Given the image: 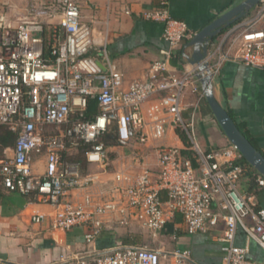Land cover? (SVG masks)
Returning <instances> with one entry per match:
<instances>
[{
  "label": "built area",
  "instance_id": "2783aa9c",
  "mask_svg": "<svg viewBox=\"0 0 264 264\" xmlns=\"http://www.w3.org/2000/svg\"><path fill=\"white\" fill-rule=\"evenodd\" d=\"M80 10L75 0H46L16 27L3 24L0 17V125L15 134L11 154L0 157V184L8 192L33 195L53 206L52 213L34 214L31 221L50 218V227L63 231L83 226L87 243L110 223H135L156 238L166 234L167 225L175 230L174 218L180 214L189 235L217 231L211 239L221 251L219 263H202L186 247L163 251L118 244L90 257L77 256L75 264H163L168 258L169 264H264V257L260 261L249 256L247 243H237L241 236L264 255V208L254 192L240 188L253 167L241 161L231 143L202 149L193 120L182 116L184 93L188 90L203 99L200 77L213 78L225 61L264 69V30L256 27L264 16V0L258 1L251 17L225 28L209 44L200 62L208 64L207 70L188 64L179 73L170 69V60L192 34L161 2L143 16L163 24V58L151 62L148 78L127 86L105 48L90 52L89 30L80 21ZM153 97L157 98L147 107L146 122L141 106ZM90 98L98 109L93 115L86 113ZM111 126L114 147L131 151L149 138H163L168 127L179 128L195 163L182 158L183 147L161 145L156 173L142 167L132 176L119 169L110 186L95 189V176L64 153L85 146L87 163L107 166L110 147L101 136ZM35 156L44 157L41 172ZM255 184L264 186L258 172ZM74 189L84 190L81 198L69 197Z\"/></svg>",
  "mask_w": 264,
  "mask_h": 264
},
{
  "label": "crops",
  "instance_id": "0c3cea01",
  "mask_svg": "<svg viewBox=\"0 0 264 264\" xmlns=\"http://www.w3.org/2000/svg\"><path fill=\"white\" fill-rule=\"evenodd\" d=\"M45 1L0 0V17L3 24L16 27L22 19L30 18L32 5L36 7ZM75 1L81 5L80 21L89 30L92 43L90 52L97 54L99 49L105 48L112 64L123 74L124 86H127L134 79L148 78L151 62L163 58L162 51L167 47L162 35L163 24L145 19L144 13L153 10L158 3L165 2L169 14L183 20L189 33L193 35L242 0ZM253 14L254 8L242 19ZM256 27L264 30V16ZM181 48L182 43L176 54ZM183 50L186 54L191 53V48L184 49L183 46ZM178 65L170 62V69L179 73L188 63L186 61ZM212 83L215 98L224 108L231 110L237 123L245 125L255 144L264 153V69L245 65L237 60H228L221 65L218 73L212 78ZM156 98L153 97L141 106L146 122L149 121L147 107ZM182 116L186 121L193 120L195 136L202 149H215L228 144L229 141L210 113L205 98L198 100L197 94L187 90L182 98ZM161 145L183 147L174 128L168 127L163 138H149L145 144L138 145L136 151L122 148L128 152L124 153L123 150L117 151L114 146L110 147L108 155L111 156L113 152L116 154L108 163L121 164L120 169L126 170L132 176L142 167L156 173L158 149ZM12 147L13 145L0 147L1 156L11 154ZM35 162L36 165L39 163L43 166L44 157L35 156ZM85 168L86 172L95 176V189L111 185L114 173L108 171L106 167L87 163ZM250 185V177L246 174L240 182V188L246 192L256 191L254 193L257 202L264 208V186L257 187L255 184L254 191H250ZM83 193L84 190L74 189L69 197L79 199ZM0 195V264H75L77 256L90 257L120 244L121 235L125 231L131 236H139V243L137 242L139 246L163 251L186 247L199 262L219 263L221 260V254H216L213 250H219V244L211 239V234L218 232L189 235L183 229L180 214H176L174 218L175 230L169 225L166 227L167 232L164 236L168 237L171 243H156L135 223L129 226L110 223L91 243H87L84 240L86 228L83 226L77 225L63 231L52 229L50 218L39 223L31 221L34 214L52 213V205L41 203L32 195L8 192L3 186L0 187ZM237 243L241 245L247 243L249 256L263 260V252L254 242L245 241L239 236ZM214 245L218 247L214 248Z\"/></svg>",
  "mask_w": 264,
  "mask_h": 264
},
{
  "label": "water",
  "instance_id": "95a60500",
  "mask_svg": "<svg viewBox=\"0 0 264 264\" xmlns=\"http://www.w3.org/2000/svg\"><path fill=\"white\" fill-rule=\"evenodd\" d=\"M258 1L259 0H242L195 32L184 45V49L191 48L190 54L183 53L187 63L191 65L198 64L199 70H207L208 64L200 62L204 58L209 44L225 28L247 16ZM100 66L103 69L101 64ZM199 82L207 105L229 143L234 145L247 163L264 177V155L258 151L238 129L236 123L230 117L226 109L215 98L212 75L208 74L201 76Z\"/></svg>",
  "mask_w": 264,
  "mask_h": 264
},
{
  "label": "trees",
  "instance_id": "16d2710c",
  "mask_svg": "<svg viewBox=\"0 0 264 264\" xmlns=\"http://www.w3.org/2000/svg\"><path fill=\"white\" fill-rule=\"evenodd\" d=\"M160 3H158L157 5H159ZM188 40L189 39L187 38V39H185L182 42V48L171 59V61H170L171 64L178 65V63H180V64L186 63V60H185L184 55H183V53H185L184 50H183V46L186 44V42ZM178 67L180 68V65H178ZM225 109L228 112V114L230 115V117L234 120V117H233V114H232L231 110H229L227 108H225ZM97 111H98V109H97V105H96L95 100L93 98H90L88 100V107H87L86 113L88 115H93V114L97 113ZM210 113H211V111H210ZM234 122L236 123V126L238 127V129L253 144V146L264 155V153L255 144L254 140L252 139V137L250 136L249 132L245 128V125L243 123H237L235 120H234ZM113 128L114 127L111 126L110 127V130L106 131L102 135V137L104 139V142L103 143L106 146H108V147L116 146V141H115V138L113 136ZM174 131L178 135V137L180 138V140H181V142L183 144V148L181 149L182 158L191 159L194 162L193 152H192V150L189 149L190 143L188 141V138H187L185 132L182 131L179 128H174ZM14 140H15V134L13 132H11L6 126L0 125V147L1 148H4L6 146L13 145L14 144ZM228 144H229V142H228ZM84 148H85V146L79 145V147H77L75 153H72V152L71 153H64V157L66 159H69V160L79 161L80 164L82 165V167L85 168L86 165H87V162L85 161V157H84V153H85V149ZM215 149H218V148H215ZM0 157H1V154H0ZM241 161L244 162V163H247V161L243 157L241 158ZM256 174H257V171L254 168H252V170L248 173V175L250 177V183H251V185L249 187V190L250 191L253 190V187L255 185V176H256ZM0 187H2L1 184H0ZM254 192L256 193V191H254ZM259 197H260V195H259ZM121 240L122 241L120 242V244H124V245H137L139 243L138 242L139 241V236H134V235L131 236L130 233H126L125 235H123L121 237Z\"/></svg>",
  "mask_w": 264,
  "mask_h": 264
},
{
  "label": "rangeland",
  "instance_id": "374dc122",
  "mask_svg": "<svg viewBox=\"0 0 264 264\" xmlns=\"http://www.w3.org/2000/svg\"><path fill=\"white\" fill-rule=\"evenodd\" d=\"M32 8H31V13L33 12V8L35 7V5L33 6H31ZM31 13L29 14V16H31ZM196 140H197V138H196ZM101 141L102 142H104V139H103V137L101 136ZM199 142V141H198ZM117 151H121V150H123V152L124 153H128L127 152V150L126 149H122V148H120V147H116L115 148ZM72 151V150H71ZM75 151L76 150H73L72 151V153H75ZM70 153V152H69ZM116 154V152H113L112 154H111V156H109V160L108 161H110L111 160V158L112 157H114L113 155H115ZM39 164V163H38ZM36 165V169L37 170H39V171H42V168H43V166H42V164H39V165ZM106 167V169L108 170V171H110V172H116L117 170H119L120 169V167H121V164H116V165H113V164H111L110 162L107 164V166H105ZM83 169L85 170L86 168H84L83 167ZM125 233H126V231L125 232H123V234L121 235V237L123 236V235H125ZM151 237V236H150ZM150 239H152L153 241H155L156 243H163V244H166V243H171L170 241H169V239H168V237H166V236H164V235H162V234H159L158 235V237H156V238H150ZM141 242V241H140ZM216 244V243H215ZM218 246L217 245H214V248H217ZM214 250V252L216 253V254H221V251H219L218 249H213ZM195 257H197V255L195 254L194 255ZM205 262H206V260H204ZM163 264H169V258L168 259H164L163 260Z\"/></svg>",
  "mask_w": 264,
  "mask_h": 264
}]
</instances>
